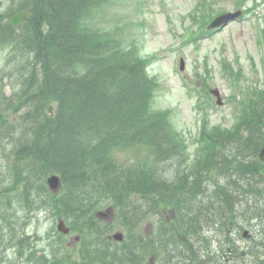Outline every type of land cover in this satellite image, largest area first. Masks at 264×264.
Masks as SVG:
<instances>
[{
    "label": "trees",
    "instance_id": "trees-1",
    "mask_svg": "<svg viewBox=\"0 0 264 264\" xmlns=\"http://www.w3.org/2000/svg\"><path fill=\"white\" fill-rule=\"evenodd\" d=\"M101 2L19 0L9 7L5 17L27 10L30 21L13 28L0 19V40L18 46L25 54L24 67L29 73L26 100L15 110L20 120L13 121L7 133H0L3 145H11L4 143L8 138L15 139L11 153L17 164L27 165V171L15 165L11 190L20 188L21 199L29 203L30 209L42 199L74 229L106 234L109 232L94 226L92 220L93 213L108 200L117 202L116 207L125 212L123 218L131 216L124 219L131 228L140 217L143 200L176 206L180 225L189 233L204 223L233 220L236 196L240 197L244 220L264 212V186L255 172L262 166L258 157L264 147V93L250 101L233 131L202 135L205 156L195 172L169 165L176 172L166 175L162 167L169 169L164 162L175 163L178 145L169 135L164 118L149 111L152 90L144 60H132L114 47L107 48L82 25L90 9ZM52 104L53 115L48 113ZM21 126L26 130L19 129ZM9 133L12 136L7 137ZM133 147H144L155 154L153 163L123 164L118 153ZM219 149H228L234 159L223 163ZM220 171L239 186L237 190L209 189L208 184L220 185L216 178ZM53 173L63 179L64 189L58 195L52 194L46 184ZM116 225L122 226L121 222ZM261 245L264 247V242ZM108 256L124 263L121 253ZM259 263L264 264V260ZM37 264H44L43 259Z\"/></svg>",
    "mask_w": 264,
    "mask_h": 264
},
{
    "label": "rangeland",
    "instance_id": "rangeland-1",
    "mask_svg": "<svg viewBox=\"0 0 264 264\" xmlns=\"http://www.w3.org/2000/svg\"><path fill=\"white\" fill-rule=\"evenodd\" d=\"M18 1L0 0V19L7 20L8 8ZM237 9L244 10V19L202 37L206 23L214 16ZM89 12L82 22L85 29L107 48L114 47L132 60L138 61V57L144 60L152 90L149 111L164 118L169 135L178 145L175 163L164 162L172 170L162 167L168 176L176 172L169 165L195 172L205 155L202 135L234 130L250 101L264 93V0H102ZM13 41L17 44L15 37ZM24 63L18 46L0 40V133H7L13 121L20 120L15 110L26 100V76H29ZM212 89L220 91L222 106L211 94ZM22 128L26 130L19 127ZM12 138L3 139L11 145L0 143V165L4 166V171H0V191L13 183L17 163L11 153L16 146ZM155 156L144 147H133L118 155L128 166L152 164ZM17 166H24L27 171L26 163ZM21 192L18 188L0 193V264H26V254L25 258H19L25 251L22 247L25 243L20 244L19 238H29V247L37 253L34 255L44 254L48 258H52L50 239H59L57 218L49 205L39 199L37 205L31 204L30 211L29 203L21 201ZM160 211L173 224L175 212L169 207ZM148 226L145 221L141 231ZM74 235L67 238L68 242L74 240ZM62 255L63 250L59 253Z\"/></svg>",
    "mask_w": 264,
    "mask_h": 264
},
{
    "label": "flooded vegetation",
    "instance_id": "flooded-vegetation-1",
    "mask_svg": "<svg viewBox=\"0 0 264 264\" xmlns=\"http://www.w3.org/2000/svg\"><path fill=\"white\" fill-rule=\"evenodd\" d=\"M226 222L227 220L224 221ZM153 229L155 225L151 224L143 233L137 234L138 256H131L133 252L131 247L135 243L127 245L122 251L126 256L123 258V264H241L242 260L246 261L249 258L254 244L258 245V241L264 238L261 232L246 227L238 213L234 220L229 221L225 230L226 236L223 232L216 235L215 229L212 228H206L207 236L196 230L191 233L186 249L177 250L172 242L162 241L161 237L154 239ZM176 251L185 254V258L179 259ZM112 259L103 262L95 255L94 261L96 264H121L118 258Z\"/></svg>",
    "mask_w": 264,
    "mask_h": 264
},
{
    "label": "water",
    "instance_id": "water-1",
    "mask_svg": "<svg viewBox=\"0 0 264 264\" xmlns=\"http://www.w3.org/2000/svg\"><path fill=\"white\" fill-rule=\"evenodd\" d=\"M242 15L241 11H238L236 13H229V14H224L219 16L218 18H216L210 25H209V29H214V28H219V27H224L226 26L230 21L237 19L238 17H240ZM29 16L26 12H22L20 14H17L15 16H13L10 20L11 24L14 26H19L21 24H23L24 22L28 21ZM213 93L218 97V103L222 104V99H221V95L220 92L218 90H214ZM49 110H52V107L49 108ZM48 184L49 187L54 190V191H58L60 189L61 186V179L60 177H58L57 175H53L48 179ZM58 229L65 233L68 234L70 232V229L67 228L65 222L63 220H59V224H58ZM115 238L118 240H122V235L121 234H116Z\"/></svg>",
    "mask_w": 264,
    "mask_h": 264
},
{
    "label": "bare ground",
    "instance_id": "bare-ground-1",
    "mask_svg": "<svg viewBox=\"0 0 264 264\" xmlns=\"http://www.w3.org/2000/svg\"><path fill=\"white\" fill-rule=\"evenodd\" d=\"M236 196V195H235ZM224 213V212H223Z\"/></svg>",
    "mask_w": 264,
    "mask_h": 264
}]
</instances>
